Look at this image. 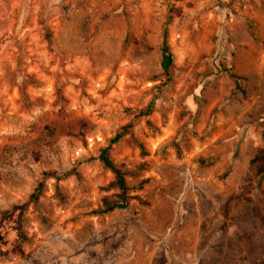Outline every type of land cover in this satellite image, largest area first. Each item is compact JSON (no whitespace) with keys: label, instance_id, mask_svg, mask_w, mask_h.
Masks as SVG:
<instances>
[{"label":"rangeland","instance_id":"obj_1","mask_svg":"<svg viewBox=\"0 0 264 264\" xmlns=\"http://www.w3.org/2000/svg\"><path fill=\"white\" fill-rule=\"evenodd\" d=\"M262 165L264 0H0V264H264Z\"/></svg>","mask_w":264,"mask_h":264},{"label":"trees","instance_id":"obj_2","mask_svg":"<svg viewBox=\"0 0 264 264\" xmlns=\"http://www.w3.org/2000/svg\"><path fill=\"white\" fill-rule=\"evenodd\" d=\"M169 24H167L168 26ZM162 60H161V68L163 70V73L165 75V78L171 82V70L173 68L174 64V57L171 53L170 47L168 45V36H167V30L165 31L164 41H163V47H162ZM225 73L229 74L230 77L235 81V85L237 89H241V80L232 74L229 70H225ZM150 125V124H149ZM123 135H117L114 140H112L111 144L115 145L122 139ZM110 151V147L104 150L100 157L99 161L107 168L114 176V182L112 184V187L116 188L120 192V198H121V204H115L112 207H109L108 204H106L107 210L106 213L114 212L115 210L122 209L124 205L127 202V195L129 192V189L126 184V177L127 173L123 171L121 166L116 165L108 156L107 154ZM259 174L262 178H264V165H262L259 168ZM37 193L39 192V189L36 190ZM32 198H37L36 195H33Z\"/></svg>","mask_w":264,"mask_h":264}]
</instances>
